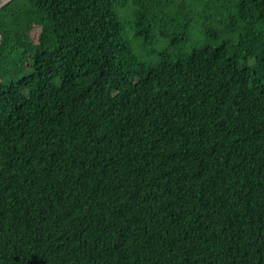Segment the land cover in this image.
<instances>
[{
	"label": "trees",
	"instance_id": "trees-1",
	"mask_svg": "<svg viewBox=\"0 0 264 264\" xmlns=\"http://www.w3.org/2000/svg\"><path fill=\"white\" fill-rule=\"evenodd\" d=\"M0 32V264H264V0H13Z\"/></svg>",
	"mask_w": 264,
	"mask_h": 264
},
{
	"label": "water",
	"instance_id": "water-1",
	"mask_svg": "<svg viewBox=\"0 0 264 264\" xmlns=\"http://www.w3.org/2000/svg\"><path fill=\"white\" fill-rule=\"evenodd\" d=\"M12 1L13 0H0V10L3 9L6 5H8ZM1 41H2V34L0 32V45H1Z\"/></svg>",
	"mask_w": 264,
	"mask_h": 264
},
{
	"label": "rangeland",
	"instance_id": "rangeland-1",
	"mask_svg": "<svg viewBox=\"0 0 264 264\" xmlns=\"http://www.w3.org/2000/svg\"><path fill=\"white\" fill-rule=\"evenodd\" d=\"M39 30H40V29L37 28V29H35L34 32H33V37H34L35 40H37V38H38ZM136 40H137V39H136Z\"/></svg>",
	"mask_w": 264,
	"mask_h": 264
}]
</instances>
